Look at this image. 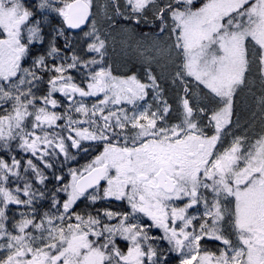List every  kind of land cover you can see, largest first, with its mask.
Returning a JSON list of instances; mask_svg holds the SVG:
<instances>
[{"label": "snow or ice", "instance_id": "1", "mask_svg": "<svg viewBox=\"0 0 264 264\" xmlns=\"http://www.w3.org/2000/svg\"><path fill=\"white\" fill-rule=\"evenodd\" d=\"M0 264H264V0H0Z\"/></svg>", "mask_w": 264, "mask_h": 264}]
</instances>
